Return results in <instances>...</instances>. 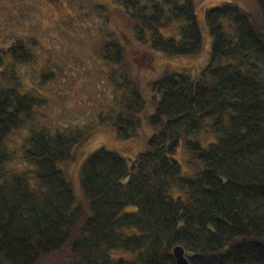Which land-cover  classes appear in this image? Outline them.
I'll return each mask as SVG.
<instances>
[{"label": "trees", "instance_id": "16d2710c", "mask_svg": "<svg viewBox=\"0 0 264 264\" xmlns=\"http://www.w3.org/2000/svg\"><path fill=\"white\" fill-rule=\"evenodd\" d=\"M115 1L136 40L170 57L202 50L195 0ZM256 2L257 13L233 3L207 11L208 64L197 78L169 71L155 82V133L133 158L102 144L78 162L90 126L31 122L43 98L20 91L21 67L36 59L30 43L39 41L8 32L0 43V264H178L177 245L190 264H264V0ZM177 21L180 37L161 32ZM112 33L99 54L125 104L97 119L134 140L144 102L128 36ZM26 124L18 145L11 138ZM181 141L193 175L174 157Z\"/></svg>", "mask_w": 264, "mask_h": 264}, {"label": "rangeland", "instance_id": "374dc122", "mask_svg": "<svg viewBox=\"0 0 264 264\" xmlns=\"http://www.w3.org/2000/svg\"><path fill=\"white\" fill-rule=\"evenodd\" d=\"M93 1L0 0V43L13 30L20 32L18 36L39 41L30 43L36 59L21 67L27 85L20 87V91L29 90L45 100L38 101L35 106L38 113L31 122L52 128L90 126L89 142L82 147L78 162L102 144L131 158L145 150L148 138L155 133L148 123V116L155 112V101L161 97L155 82L169 71H185L197 78L211 58L213 38L206 21L207 11L224 3H233L247 12L259 10L256 0H195L203 48L198 54L170 57L153 48L150 39L142 43L134 38L132 25L126 24L121 6L115 0ZM98 5L100 11L96 9ZM182 24L177 21L162 28L161 32L165 36L180 37ZM111 32V36L119 41L125 39L123 36L121 40V33L128 36L129 40L124 42L126 57L137 74L144 102L134 140L118 138L110 120L99 122L97 119L112 111H122L125 104L124 93L116 91L109 82L110 66L99 54L101 44ZM43 75L48 77L40 91L37 83L43 80ZM25 128L11 138L18 145L28 130L27 124ZM207 137L214 140L213 135ZM202 143L208 145L206 140ZM174 157L181 163L184 174L193 175L186 162L182 141ZM124 255L131 256L130 253Z\"/></svg>", "mask_w": 264, "mask_h": 264}, {"label": "water", "instance_id": "95a60500", "mask_svg": "<svg viewBox=\"0 0 264 264\" xmlns=\"http://www.w3.org/2000/svg\"><path fill=\"white\" fill-rule=\"evenodd\" d=\"M173 252L178 264H190L186 256V251L184 247H182L181 245H177L174 247Z\"/></svg>", "mask_w": 264, "mask_h": 264}]
</instances>
